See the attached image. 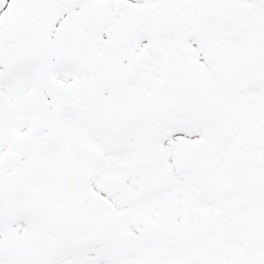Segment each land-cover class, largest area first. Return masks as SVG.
Segmentation results:
<instances>
[{
  "label": "snow or ice",
  "instance_id": "6c2138e0",
  "mask_svg": "<svg viewBox=\"0 0 264 264\" xmlns=\"http://www.w3.org/2000/svg\"><path fill=\"white\" fill-rule=\"evenodd\" d=\"M0 264H264V0H0Z\"/></svg>",
  "mask_w": 264,
  "mask_h": 264
}]
</instances>
